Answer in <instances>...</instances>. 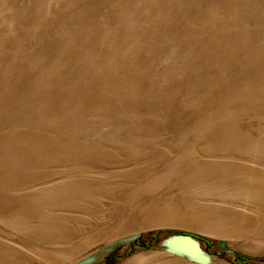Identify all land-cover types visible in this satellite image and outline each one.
<instances>
[{
  "label": "rangeland",
  "instance_id": "1",
  "mask_svg": "<svg viewBox=\"0 0 264 264\" xmlns=\"http://www.w3.org/2000/svg\"><path fill=\"white\" fill-rule=\"evenodd\" d=\"M84 1L80 3L77 0L73 3L74 8L99 4L105 7L103 12L107 14L112 6L121 4V0H109L106 4L96 0H88V4ZM258 1L237 9L235 8L238 4L233 0L229 5L199 0L184 1L179 5V14L177 13L170 22L160 25L156 23L157 19H154V22L142 9L143 3H138L134 5L136 7L132 13L135 27L128 23L116 24L118 20L115 23L108 20L102 22L100 27L103 30L122 31L117 34V41L115 40L111 48L108 47L109 52L101 48L103 43L96 32L90 38L87 36L84 39L83 48H88H71L69 39L74 34L70 33L69 29L78 28L77 25L67 28L69 32L64 30L61 33L65 28L62 20L43 23V20L37 18L13 19L14 11L24 8L26 12L32 0H0V108L9 94L13 102H26L33 110L24 118V127L23 124L15 125L16 122L12 121L11 118H16L14 109L8 113L0 109V135L5 136L11 129L16 128L18 133L28 131V134L51 136L47 127L49 121H44L45 114L39 109H45L46 103L56 104L62 101L63 92L77 89L78 92H88L86 94L90 97L85 101L93 103L92 106L95 112L101 114L100 117L112 116L111 121L107 122L112 124L109 128L104 127L107 126L103 125L105 121L85 110L89 109L88 106L79 112L82 119L100 121L97 128L107 134V138H102L100 133L93 134V130L88 131L86 127L81 133L89 135H79L89 142L112 144L108 132L112 127L129 129L123 130V134H134V129L138 132L142 129L153 131L157 124V128L161 130L160 134L167 138L169 143L171 133L191 128L187 122V114L179 107L184 98L201 97L213 103L223 97L218 90L215 91V86L221 87V74H217L219 67L228 68L230 80L234 82L238 68L246 62L245 46L257 47L258 59L263 62H260V65L264 64V48L263 53L261 52L264 47V0ZM56 2L48 6L59 7V3H63ZM212 6L214 14L203 16ZM10 7H14L13 13L9 10ZM190 21H194L196 29L193 25L190 26ZM38 22H42L43 26ZM150 23L152 32L148 33L146 31L150 30ZM91 25L96 23L92 20L90 24L85 23L81 27L92 28ZM135 28L145 34L140 36L132 33L130 30ZM92 38L96 40L91 43ZM60 45H68L70 48L58 50ZM63 51L65 54L61 53ZM10 63L15 67H5ZM187 76L215 78L211 81L212 87L206 89L199 85L187 92ZM230 84L233 85L232 82ZM72 103L78 105L82 102L75 98ZM74 107L78 114L80 108ZM122 113H126L124 117L134 113L135 119L141 116L140 121L135 122L134 119L131 122L132 120L127 118H118L122 117L119 116ZM157 114H163L164 117ZM204 114H199L198 117ZM62 115L59 114V117L64 120L65 115ZM154 115L159 119L155 121ZM148 117L152 119L148 121ZM36 119H42L41 129L36 126ZM178 119L184 124L178 123ZM242 122L248 124L249 119L246 118ZM92 128L96 129V125ZM251 129L244 128L237 133L230 131L219 134L215 139L234 146L232 140L239 139L240 145L249 138L255 142L264 138V134L257 132L256 128ZM54 139L58 142L62 140L61 137ZM127 145L129 146L127 141L119 140L117 147ZM170 148L154 143L150 149L147 148L148 155L138 164L131 162L127 154H118L116 160L107 161L114 165L111 168L98 164L102 162L98 157L92 161L95 167H89L91 161L86 157L84 160L78 158L67 161V153H64V160L56 162L49 160V151L42 156L30 158L29 162L36 166L33 171L38 175V181L32 188L48 186L50 189L46 193L41 192L39 196L35 195L36 192L28 195L29 192L22 188L9 193L8 200L17 204L12 203L11 207L3 210L7 213L2 210L0 212L6 217L8 213L11 216L17 214V222L23 223L19 226L17 222L11 224L7 220L8 217L0 219V242L13 245L23 253H32L37 258V264H75L108 244L139 235L136 242L119 246L110 254H103L97 264H194L166 253L160 246L161 241L171 234L191 233L202 239V246L212 256L211 264H264V148L239 147L237 150L226 149V152L218 154L196 152L199 161L210 163L209 170H204L203 173L211 184L218 185L215 176L218 175L219 178L221 169L230 168L235 175L234 179H227L228 183L223 189L224 198L214 196L211 202L207 201L212 208L228 215L225 220L217 218L219 224L226 221V227L230 230L223 235L204 232L197 226H176L181 217L177 212H169L167 217L163 215L161 224L155 222L159 218L154 219V216L150 215V206L163 205L161 209L166 206L175 209L179 207L178 204H183L174 181L168 185V189H147L150 182L158 177L162 179L169 166L173 165L179 151L171 152ZM156 150L164 154L168 152V161L158 162L157 172L143 183L144 190L140 194L134 192L132 197L130 193L134 188L130 190L122 187L113 193V197L110 195L111 198L101 199L102 194L99 198L91 197L88 201H79L77 192L81 188V181L77 180L76 183L75 180L82 173L87 172L86 177L92 179L91 186L87 187L90 189L97 190L98 181L105 176H110V182L122 185L119 175L147 171L148 166L154 162L151 155ZM2 154L3 152H0V155ZM214 167H217V171ZM4 168V165H1L0 172ZM179 168L185 170L183 165H177L175 169L179 171ZM43 177L47 179L41 181L40 178ZM0 186L3 185L0 183ZM202 200L196 201L202 203ZM84 203L89 207L88 213L77 209L78 205ZM205 240L210 241L209 245ZM218 241L226 242V248L220 249L217 246Z\"/></svg>",
  "mask_w": 264,
  "mask_h": 264
},
{
  "label": "bare ground",
  "instance_id": "2",
  "mask_svg": "<svg viewBox=\"0 0 264 264\" xmlns=\"http://www.w3.org/2000/svg\"><path fill=\"white\" fill-rule=\"evenodd\" d=\"M56 1H58V3H63H59L61 4V6L59 7L48 6V4L52 2L57 3ZM76 1L77 0H32L31 6L28 7L26 12L24 8H17L14 11V7H10L11 9L9 8V10H11L12 13L14 11L13 16L15 18L13 17V19H17L18 17H21V19L37 18L38 20H43V23L49 20H62L65 24V28L60 32L62 33L65 30V32L70 31V33L74 34V36L70 37L69 39V46L78 50L88 48H83V44L85 41L84 39L87 36H89L90 38V36L93 35L94 32H96V34L100 36L101 42L103 43L101 48L108 50V47L111 48L115 40L117 41V34L122 31L103 30V28L100 27L102 26V22L105 23L108 20L115 23L117 22L116 20H118L116 24L123 25L125 23H128L132 25V13H134L135 10L133 9L136 7L134 5L143 3L142 9L145 10L148 15H150L151 19H157V22L155 20L154 22L159 23V25L166 24L170 22V20H173L175 15L178 13L179 5L182 2L196 0H121V4L119 6H112V8L108 9L107 14L103 12L105 7L99 6V4H94V6L92 7L83 6L81 8L75 9L73 3H75ZM79 1L80 3H82V0ZM96 1L106 4V2L109 0ZM199 1L220 2L225 5H229L232 3V0ZM233 1L237 2L238 5L235 8L237 9L238 7L247 6V4L258 0ZM84 2L88 4V0H85ZM212 9L213 6L212 8H209L207 13H204L203 16H212L215 12V10ZM92 20L96 23V25H91L92 28L81 27L84 26L85 23L90 24ZM150 21L153 22L152 20ZM38 23L43 26L42 22ZM189 24L190 26L195 25L194 21H190ZM73 25H77L78 28H73V30L69 29V31H67V28H70ZM132 27H135L134 24ZM149 29L150 30H147L146 32H152V23H150ZM130 31L138 35L145 34L144 32L140 33V31H138V28ZM102 37H104L105 40ZM95 40L96 39L92 38L91 43ZM106 44L108 46H106ZM69 46L60 45L58 50L62 48L67 49ZM263 48L264 47H262L261 50L262 53ZM116 49L118 48H115V50ZM244 50L247 52L245 54L246 62L245 65H242L240 68H238L237 78L234 82L230 80L231 77L228 74L229 69L219 67V72L217 74H221V87L215 86L217 87L215 91L218 90L223 97L215 100L213 103H209L207 99H203L201 97H196L194 99L184 98L179 103L181 111L187 114V122H189L188 125L191 128L182 132L179 131V133H171L168 138L169 143H167V138L160 134L161 130L158 129L157 124H155L153 131H151V129H142L138 132L136 129H132L134 131V134H123V130L129 129H118L112 127V129H109L108 132L110 133L109 139H111L114 144H94L84 139L81 135H79V133L84 137H87V135L89 134L81 132L85 131V128L88 127V131L92 129L93 134L100 133V137L102 138H107V134H103L102 131L100 132V130L97 128V123H100V121H97L95 119H82L79 112L82 111L86 106H88L89 109L85 110L89 111L88 113L92 112L95 117L100 118L101 120H103V122L105 121L103 125L107 126L104 127L109 128L112 124H107V122L111 121L112 116L110 115V118L100 117L101 114L95 112V108L92 106L93 103L85 101L90 97L89 94H86L88 93L87 91L78 92L77 89H74V91L67 90L61 94L64 95L62 96L64 98L62 101H58L56 104H51V102L46 103L45 105L47 108L45 107V109L42 108L39 110H42L45 114L46 119H44V121H49V125L47 127L50 130L51 136L53 134L52 137L45 135L28 134L30 133L28 131L25 133H18L17 131L19 130L16 128L11 129V131L8 132L9 134H6L5 136L0 135V143H2L0 144V152H3V154L0 155V166L4 165L5 167L0 172V183L3 185L0 186V210H7L13 205L12 203H15L14 201H9L7 196L9 195V193L14 192L16 189L22 188L25 192H29L27 193L28 195L31 192H36L37 194L35 195L37 196H39L41 192L46 193L49 191L50 187L48 186L33 189V186L36 185L38 181V175L33 171V168L36 166L33 165L32 162H29L30 158L42 156L46 151H49L48 158L53 162L64 160V153H67V161H70L72 159L77 160L78 158L84 160L86 157L88 161H91L89 163V165L91 166L89 167H95V164L92 161L94 158L98 157L99 161L102 160V162L98 164H102L104 167L111 168L114 167V165L107 161L116 160V156L118 154H127V157L131 159V162L138 164L141 162V160L144 159L145 156L148 155V150L151 148V145H153L154 143H160L165 147H171L169 150L171 152H174L175 150L179 151V154L176 159L173 160V165L169 166V169L166 171L167 173L162 176V179L158 177V179L150 182L147 185L148 188L147 186L146 188L150 189L163 187L165 189H168V185L172 181H174L176 182V186L178 187L177 189L181 194L180 200L183 201V204L177 203L179 207L175 209H170L167 206L161 209L163 205H153L150 206L148 210L150 211V215L154 216V219L159 218V220H156L155 222L161 224L163 221V215L167 217L169 215V212H177L176 214L180 215L181 217L180 219H178V222L176 220V226H180L183 228H194V226H197V228H200V230L204 232H212L214 234L221 235L225 234L226 232H228V230L223 232H216L214 224L215 219L212 220L211 213H208V210H210L212 214H214V210L212 209L210 204L208 205L207 201L210 200L211 202V198L214 196L222 197L223 194H225V191L223 189L224 186L228 183L227 179L229 177H233L234 179L235 175L233 174V170L223 167L224 169L220 170L222 171V173L220 174L219 178L218 175L215 176L216 180H218V185L211 184L208 181L206 175L203 173L204 170H209V168L211 167L210 163H202L201 161H199L196 157V152L205 151L206 154H218L221 152H226V149H228L229 151L237 150L239 147L244 149H254L258 147L264 148V138H260L259 142H255V140L249 138L244 140L240 145L239 139L232 140L231 143L234 144V146L215 139V136L219 134L227 133L230 131L231 133H237L238 130L244 128H256L257 132H259L260 134H264V64L260 65L263 62H261V59H258L259 49L257 47L245 46ZM108 51L110 52V50ZM61 53L65 54V51ZM5 67L12 68L15 66L14 64L10 63V65L6 64ZM245 77H247V79H244ZM213 78L215 77L206 78L198 76L190 78L189 76H187L186 81L188 80V82L186 90L187 92H190L192 88L194 89L199 85L205 87L206 89L208 87H212L211 81L213 80ZM231 82L233 83V85L230 84ZM236 82L240 83L237 84ZM242 83L244 84L242 85ZM7 95L8 96L6 97H8V99L2 102L0 109L2 110V112L6 111V113H8V111H10L11 109H14L16 118H11L12 121L16 122L15 125L23 124L24 126L25 124L23 120L31 112H33L32 106L22 101L20 103H15L12 101V99H10L12 98V96H10L9 94ZM75 98H78L79 102L82 103L74 105V103H72V100ZM202 104L205 105L202 106ZM74 106H78L80 108L78 110V114L76 113L77 110H75ZM61 112L66 113L64 114V120L59 117V114L62 115ZM158 113L160 114V111H158ZM202 113L205 114L201 117H198L199 114ZM125 114L126 113L119 114V116L122 117L118 118H127L132 120L131 122L134 121V113H131L130 115H128V117H124ZM64 115H62V117ZM157 115H154L156 116L155 121L156 119H159L157 118ZM159 116H163V114ZM140 118L141 116H138L136 118L138 120L135 119V122L140 121ZM246 118L249 119L248 124H244L242 122ZM77 119L80 120L75 122ZM150 119L152 118H147L148 121ZM218 119H220V123L218 122ZM256 121L257 124H255ZM177 122L184 124L180 119H178ZM35 123L38 129H41L42 119H36ZM94 124L96 125V129L92 128L94 127ZM54 137H61L62 140H60V142L55 141ZM153 139L155 140L152 143ZM119 140L127 141L129 143V146L127 145L126 147L123 146L122 148H118L117 145ZM251 144H256V146H252ZM147 148L149 149L147 150ZM111 151L114 154L110 153ZM167 155L168 152L164 154L162 151H153L151 156L152 160L154 159V162L148 166V170L145 172H131L128 175L123 176L119 175L120 179L122 180V185L110 182V176H105L98 181L99 187L97 188V190L90 189L87 187L91 186L92 179L86 177V175L88 174L87 172H85L84 174L82 173V175L75 180L76 183L77 180L81 181V188L78 189L77 197L81 202L88 201L89 199H91V197L99 198V195L102 194L105 196L102 195L101 199L111 198L110 195H112L113 197V193L115 191L121 190L122 187H124L125 189L128 188L130 190L134 188L133 192L130 193L132 197L134 195V192H136V194H140L141 191L144 190V186H142L143 183L147 182V179L153 176L155 172H157L158 162L168 161L166 157ZM113 156L114 158L112 159L111 157ZM141 165L143 164L141 163ZM177 165H183L185 170L179 168L178 171V169H175ZM214 169L217 171V167H214ZM45 179H47V177L40 178L41 181ZM22 189L20 191H22ZM60 198L63 197L60 196ZM197 199H203L202 203L197 202ZM78 206L79 208L77 209L88 213L89 207H87L85 203ZM72 208H75V206H72ZM180 208L182 210H180ZM115 209L116 207L113 210ZM3 212L7 213V211ZM3 212H0V216H4ZM219 213L221 214V211H219ZM7 217L4 216L0 219L7 218V220L11 224H14L19 220L17 219V214L11 216L8 213ZM22 223L23 222H17L19 226ZM217 226L220 227V224L218 222Z\"/></svg>",
  "mask_w": 264,
  "mask_h": 264
},
{
  "label": "water",
  "instance_id": "3",
  "mask_svg": "<svg viewBox=\"0 0 264 264\" xmlns=\"http://www.w3.org/2000/svg\"><path fill=\"white\" fill-rule=\"evenodd\" d=\"M139 235L120 239L114 243L99 249L92 255L76 262L75 264H97L103 254H110L122 245L132 244L137 241ZM161 248L168 254L185 259L194 264H211L212 256L202 246L201 239L191 233H175L167 236L161 241ZM217 246L225 249L227 244L218 241Z\"/></svg>",
  "mask_w": 264,
  "mask_h": 264
},
{
  "label": "crops",
  "instance_id": "4",
  "mask_svg": "<svg viewBox=\"0 0 264 264\" xmlns=\"http://www.w3.org/2000/svg\"><path fill=\"white\" fill-rule=\"evenodd\" d=\"M212 209L214 210L213 212L214 214H212L210 210H208V213L209 212L211 213L212 220L215 219L214 224H215L216 232H220V231L223 232L226 230H228L229 232L230 230L227 229L226 223H224L223 221L222 224H220V227L217 226V218L221 217L224 218L223 220H225L228 215L224 214V212H221L220 214L219 211L215 210L214 208ZM0 264H37V258L30 252L23 253L21 250L19 249L17 250L16 247L13 245H9L8 243L5 242H0Z\"/></svg>",
  "mask_w": 264,
  "mask_h": 264
},
{
  "label": "trees",
  "instance_id": "5",
  "mask_svg": "<svg viewBox=\"0 0 264 264\" xmlns=\"http://www.w3.org/2000/svg\"><path fill=\"white\" fill-rule=\"evenodd\" d=\"M162 233V232H161ZM158 234H160V233H158ZM202 240V239H201ZM205 242L209 245V243H210V241H208V240H205ZM236 258H238L237 256H236Z\"/></svg>",
  "mask_w": 264,
  "mask_h": 264
}]
</instances>
